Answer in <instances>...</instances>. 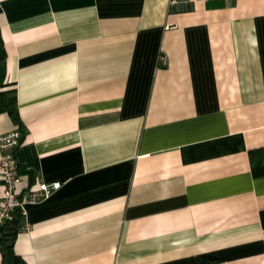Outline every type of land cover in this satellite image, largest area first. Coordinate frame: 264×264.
I'll return each mask as SVG.
<instances>
[{
  "label": "crops",
  "instance_id": "obj_1",
  "mask_svg": "<svg viewBox=\"0 0 264 264\" xmlns=\"http://www.w3.org/2000/svg\"><path fill=\"white\" fill-rule=\"evenodd\" d=\"M0 34L18 189L59 183L27 264H264V0H0Z\"/></svg>",
  "mask_w": 264,
  "mask_h": 264
},
{
  "label": "built area",
  "instance_id": "obj_2",
  "mask_svg": "<svg viewBox=\"0 0 264 264\" xmlns=\"http://www.w3.org/2000/svg\"><path fill=\"white\" fill-rule=\"evenodd\" d=\"M160 61L164 62L163 56ZM21 141L22 133L19 129L0 134V238L4 225L12 222L17 214L22 217L21 228H27L24 221L26 206L48 198L59 187L58 182H37L33 186L18 189L22 175L18 170L14 149Z\"/></svg>",
  "mask_w": 264,
  "mask_h": 264
},
{
  "label": "trees",
  "instance_id": "obj_3",
  "mask_svg": "<svg viewBox=\"0 0 264 264\" xmlns=\"http://www.w3.org/2000/svg\"><path fill=\"white\" fill-rule=\"evenodd\" d=\"M5 58L6 51L0 34V65L5 61ZM5 104L8 105L9 103L5 102ZM21 225L22 217L17 214L12 222L5 224L2 228L0 253L3 264H27L24 259L14 251V240Z\"/></svg>",
  "mask_w": 264,
  "mask_h": 264
}]
</instances>
